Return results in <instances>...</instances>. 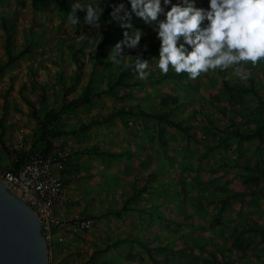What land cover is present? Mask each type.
Wrapping results in <instances>:
<instances>
[{"label":"rangeland","instance_id":"rangeland-1","mask_svg":"<svg viewBox=\"0 0 264 264\" xmlns=\"http://www.w3.org/2000/svg\"><path fill=\"white\" fill-rule=\"evenodd\" d=\"M198 4L206 5V0ZM113 22L98 29L73 25L52 3L0 0V66L9 54L32 47L0 75V133L4 128L7 146L4 150L0 144L1 175L13 167L18 153L45 148L27 100L42 117L50 109H60L79 67L81 77L69 99L78 97L87 85L98 92L114 81L116 66L107 55L122 30ZM133 22L143 28L144 44L155 40L150 27L135 17ZM125 53L130 55L121 59L127 63L136 50ZM146 71V79L136 73L130 77L145 82L144 87L121 88L118 93L133 97L103 95L92 105L64 115L60 128L66 134L53 139V148L46 153L55 158L53 173L67 196L55 213L68 224L80 219L91 221V226L54 231L47 241L49 264H207L210 260L264 264V178L257 187L247 179L258 175L256 168L264 170V138L242 142L235 136L236 131L246 134L264 126V62L255 67L246 64L244 71L251 73L247 80L234 76L232 68L209 70L190 79L170 67L178 78L151 84L148 80L161 72L151 59ZM224 76L232 85L248 87L254 82L258 95L229 93L223 87ZM174 95L186 103L180 118L192 115L191 137L140 117H116L85 134L78 132L90 119L116 110L157 112L160 102ZM94 146L130 153L121 159L88 154ZM152 172H157L156 178ZM141 188L146 194L134 209L113 214L134 189ZM148 208L158 217L140 211ZM120 238L145 241L152 254L132 243L98 254Z\"/></svg>","mask_w":264,"mask_h":264},{"label":"clouds","instance_id":"clouds-1","mask_svg":"<svg viewBox=\"0 0 264 264\" xmlns=\"http://www.w3.org/2000/svg\"><path fill=\"white\" fill-rule=\"evenodd\" d=\"M67 21L100 28L106 8L108 15L121 28V38L108 50V61L123 63L122 57L136 50L132 67L140 79L149 76V60L167 74L169 69L187 73L196 79L201 73L219 68H232L233 75L247 80L244 71L249 62L253 67L264 62V0H72ZM138 18L155 33L159 41L157 55L144 58L147 43L141 45L143 28L133 22Z\"/></svg>","mask_w":264,"mask_h":264},{"label":"trees","instance_id":"trees-1","mask_svg":"<svg viewBox=\"0 0 264 264\" xmlns=\"http://www.w3.org/2000/svg\"><path fill=\"white\" fill-rule=\"evenodd\" d=\"M42 3H52L54 4L63 14L65 17L68 16V13L71 11L70 3L69 0H37ZM175 2V1H174ZM110 9L106 8L104 15L101 17V26L102 27H108L112 25L114 22L111 21V18L109 17ZM81 23L79 25L84 24L83 23V13L78 12ZM85 25V24H84ZM4 27L8 31L7 28V22H4ZM11 38L8 37V42L6 44V49L9 51L11 43H10ZM141 45L144 44L143 40H141ZM148 49L147 51H144L143 55L145 59H149L152 56L157 55V49L159 46V41L154 40L152 42H148ZM31 46H27L25 49L21 50L18 52L16 55H8L7 61L0 66V75L7 69L9 66L13 65L18 59L22 58L26 54H29L31 52ZM136 54V53H135ZM133 54V55H135ZM135 60V57L132 56V58L127 62H123L121 65H115L116 66V77L114 81L110 84V86L105 89L101 90L98 92H94L92 88L87 85L85 90L76 98L69 99L67 98L69 93H71L74 88L75 84L77 85L79 83V79L81 77L79 70L81 68H78L77 74H76V79H75V84H70L69 87H67L65 91V100L63 105L60 107V109H50L45 113V115L42 117L40 116L37 107L35 104L29 100H27V104L31 108V113L32 117L38 121L39 125V133H40V139L42 142L45 143V148L42 149L41 152L43 153H49L51 152L53 148V139H55L58 136H61L63 134H66L64 130L60 128V123L67 113L74 112L78 110L79 108L85 107V106H90L94 103L96 99H99L103 95H109L112 97H116L117 99H125L127 97H133V93L130 94L125 93L122 96H119V91L121 88H130V87H144L146 84L143 81L136 80L132 81L130 77L135 73L132 67H125L124 65H132ZM98 62H96L95 66L97 65ZM188 75L187 73H180L178 76H186ZM177 74H174V72L169 71L166 75L159 73L153 77H151L148 82L151 84H161L162 82L174 78H178ZM253 85H250L248 87H243L241 85H232L230 81L224 76L223 77V87L225 90H227L229 93H252L254 95H258L257 89ZM45 100V98L43 99ZM185 102H183L178 95L170 96V98H164L162 102H160V109L157 112L153 111H144L142 109H135V108H129V109H120L111 112L108 116L101 118V119H95L92 118L89 120V122L82 124L80 128L78 129V132H81L82 134H85L86 132L92 130L94 127L102 125V124H107L111 122L114 118L120 117L123 120H125L126 117L130 118H147V119H152L155 120L158 123H164L167 124L173 128H176L180 132L186 134L187 136H192V130L195 128V126L191 123L189 118H191L192 115H187L185 118H180L179 112L182 108H185ZM127 124V122H125ZM4 135H5V129L2 128V131L0 133V144L4 148V150H7V146L4 141ZM235 136L238 137V139L242 142H250L253 140L258 139L259 141H262L264 138V126H260L256 128L254 131L248 132L246 134L236 131ZM88 154L91 155H106L109 157H113L116 159H121L122 157H125L128 155L130 152L123 151L121 153L117 152H108L101 150L98 146H94L91 149L87 150ZM27 159V153H21L17 154L16 161L13 164V167L11 170H17L19 169ZM258 175L257 176H250L248 177V181L252 182L256 187L258 186V183L262 178H264V170L261 168H256L255 170ZM152 177L157 175V172H152L150 174ZM156 178V176H155ZM154 178V179H155ZM156 180V179H155ZM146 194V190L144 188L141 189H134L131 193L130 196L127 197V199L124 201L123 207L117 211L113 212L114 215H120L124 211H130L133 208V205L137 203L143 195ZM236 197H239V194L236 195ZM226 201H231V199H226ZM142 213L145 215L149 216H157L158 217V212L153 211L152 209H143L140 210ZM111 214V213H109ZM106 215V214H105ZM103 217V216H100ZM159 218H162V216H159ZM258 231V230H256ZM127 243H132L138 245L140 248L146 250L148 253L152 254L151 249L148 248L147 244L145 241L133 238H120L112 242L110 245H108L106 248L103 250H100L98 252L99 255H103L104 253L108 252L111 248H117L123 244ZM214 261L216 263H219L218 258L215 256ZM213 262L207 261V264H212ZM220 264H223L220 263ZM225 264H233L232 262H226Z\"/></svg>","mask_w":264,"mask_h":264},{"label":"built area","instance_id":"built-area-1","mask_svg":"<svg viewBox=\"0 0 264 264\" xmlns=\"http://www.w3.org/2000/svg\"><path fill=\"white\" fill-rule=\"evenodd\" d=\"M54 165V156L33 151L27 153L26 162L19 169L0 174L14 193L23 197L38 212L47 241L56 230L91 226L89 220L78 219L68 224L56 216V206L63 204L67 196L62 181L54 176Z\"/></svg>","mask_w":264,"mask_h":264},{"label":"water","instance_id":"water-1","mask_svg":"<svg viewBox=\"0 0 264 264\" xmlns=\"http://www.w3.org/2000/svg\"><path fill=\"white\" fill-rule=\"evenodd\" d=\"M0 264H49L41 217L1 177Z\"/></svg>","mask_w":264,"mask_h":264}]
</instances>
